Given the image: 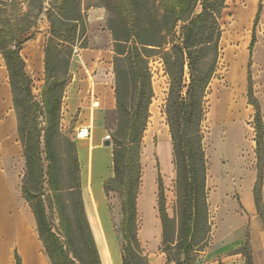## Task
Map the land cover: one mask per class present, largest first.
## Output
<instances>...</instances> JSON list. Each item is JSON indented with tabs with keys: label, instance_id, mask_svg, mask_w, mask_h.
I'll list each match as a JSON object with an SVG mask.
<instances>
[{
	"label": "trees",
	"instance_id": "obj_1",
	"mask_svg": "<svg viewBox=\"0 0 264 264\" xmlns=\"http://www.w3.org/2000/svg\"><path fill=\"white\" fill-rule=\"evenodd\" d=\"M56 1L58 3L47 11L51 26L44 47V84L39 101L32 92V79L25 71L21 53L23 43L33 36H25L34 25L23 23L28 20L29 10H15L13 22L0 21V52L9 73L17 135L25 159L22 190L32 206L38 236L51 264H102L84 205L76 143L61 131L62 104L71 79L75 36L79 25L82 26L81 36L86 34V24L79 0ZM198 5L201 10L196 12ZM224 7L225 0H176L162 14L171 20H158L156 16L144 20L146 14L142 10L131 11L138 20L122 17L108 20L114 39L117 115L115 127L110 132L114 174L105 182L104 188L107 194L115 190L122 197L123 264H149L138 238L137 197L141 183L143 137L154 96L150 62L156 56L161 59L168 76L164 112L172 138L180 202V223L175 231L172 229L173 219L167 213L165 185L159 171L158 209L163 225L164 250L175 248L177 251L172 260L176 264H185L197 245L195 237L201 226H205L206 232L210 230L208 167L202 123L206 94L220 55V17ZM42 11L40 5L35 19ZM61 31L68 34L63 37ZM255 43L256 38L252 36L248 63L250 95V66ZM86 46L82 44L80 47ZM252 104L256 108L254 119L259 164L254 196L258 210L263 212L264 125L259 105L255 101ZM54 209L62 232L53 229ZM77 234L85 241L86 258L73 247V236ZM246 255L251 263V255ZM15 264H22L17 251Z\"/></svg>",
	"mask_w": 264,
	"mask_h": 264
},
{
	"label": "rangeland",
	"instance_id": "obj_2",
	"mask_svg": "<svg viewBox=\"0 0 264 264\" xmlns=\"http://www.w3.org/2000/svg\"><path fill=\"white\" fill-rule=\"evenodd\" d=\"M175 1L79 0L80 12L86 24V34L81 36L82 26L79 25L75 36L74 54L78 48H81L82 44L100 47L111 45L113 57L111 61H107V65L110 63L113 67L114 39L112 31L108 27V20H118L121 17L125 20H134L136 15L131 14L132 10H142V13L146 14L144 18L142 17L144 20L155 19V16L158 20H171L169 17H163L162 14ZM55 3L57 4L58 1L0 0L1 22H13L15 10L21 12L29 10L28 20H24L23 23L24 25L34 23L25 35L33 34V36L23 43L21 53L26 64L25 71L32 79L31 88L37 101L40 100V93L44 84V62L42 59L34 60L32 68L29 65L28 53L32 55L40 50V42L36 40H41L42 46L45 44L43 39L45 35L47 39L51 26L47 11ZM40 5L43 6V11L35 19ZM247 7H250L248 15H246L248 18L245 19L246 22H242V14ZM200 10L201 5H198L196 12ZM90 20L92 21L90 22ZM100 20H103V23ZM136 20L138 19L136 18ZM220 24L222 29L220 55L216 72L206 94V112L202 123L203 146L208 167L207 190L210 230L206 232L205 226H201L195 237L197 245L191 251L185 264H209L211 261H215V264H254V248L257 250L256 255L259 263L264 264V238L259 237L256 233L260 229L264 230V211L258 210L257 206L256 209L250 211L244 203L243 192L238 187H234L226 194V200L223 204L228 203L231 208L225 213L222 212V206L215 197L217 190H219V194H223L234 186L235 181L238 179L248 177L250 182L253 183L258 175L257 127L254 119L256 108L252 102L255 101L259 105L264 125V0H225ZM241 24L245 26L243 34L239 31ZM178 29H180V25ZM8 31L11 32L10 29ZM61 34L64 37L68 33L61 31ZM90 34L91 36L95 34V39L93 36L90 39ZM252 36H255L256 43L252 50L250 66L252 78V94L250 95L248 92V63ZM31 41L35 42L30 44ZM27 46L28 48H26ZM0 60L7 67L1 52ZM150 66L155 92L150 106L151 117L149 118L150 124L147 134L160 120L159 108L166 118L164 105L169 87L168 76L165 74L161 59L158 56L152 58ZM238 67H240V71L237 78L235 69ZM0 96L6 100L4 106H7L10 94L6 87H0ZM222 101H224L223 107L226 115L229 114L231 117L224 116V114L219 115L218 109ZM12 109L15 113L14 103ZM228 122H232V128L226 127ZM61 131L72 138L71 127L65 126L62 118ZM221 131L226 132L223 135L224 137L220 136ZM228 132L230 133L228 134ZM231 132H234L236 136L232 135ZM239 132L241 137H239ZM230 136L231 138H229ZM226 143L227 145H225ZM63 148L66 150V146ZM111 148L110 145L105 144V141H102V144L94 150L93 192L102 213L109 204L105 198L103 184L100 179L111 173ZM42 156L47 165L46 154L43 153ZM66 162L64 163L66 164ZM24 173L25 159L17 135L14 114L11 112L7 117L6 112L2 111L0 112V264H15V251L21 256L22 264H51L38 236L32 206L23 194ZM215 186L217 187L215 188ZM45 187L48 188V185L46 184ZM165 195L167 213L173 219L172 229L176 231L180 223V202L177 195L176 176L170 184L165 185ZM108 198L113 211L122 202L121 195L115 190L108 194ZM53 229L55 232H62L59 216L55 209ZM61 239L65 241L64 237H61ZM73 247L85 258L87 257L88 251L85 241L81 239L79 234L73 236ZM141 247L144 254L147 255L149 264H152L149 255L152 258L161 255L166 259L167 264H176L172 257L177 250L171 247L164 250L162 240H160L158 248L156 247L154 251L147 250L142 246V243ZM149 251L151 252L149 253ZM248 253L252 258L251 263L247 261L246 254ZM226 254L234 255L233 258L237 257V260L234 259L231 262V259L226 258ZM169 257H171L170 260H168ZM182 258L184 259V256ZM239 260L242 263H238Z\"/></svg>",
	"mask_w": 264,
	"mask_h": 264
},
{
	"label": "crops",
	"instance_id": "obj_3",
	"mask_svg": "<svg viewBox=\"0 0 264 264\" xmlns=\"http://www.w3.org/2000/svg\"><path fill=\"white\" fill-rule=\"evenodd\" d=\"M91 21L92 20H90V22ZM100 22L103 23V20H100ZM92 36L95 39V34H92ZM92 36L91 34L89 35L90 39ZM36 41L40 42V50L32 55L28 53L30 58L29 65L32 68L34 60L38 61L42 59L44 62L45 44L42 46L41 40ZM34 42L35 41H31L30 44ZM43 42L46 43V35L44 36ZM28 46L26 48H28ZM111 49V45L109 47L88 45L78 48L71 60V79L64 93L62 121L65 126L71 127L72 138L76 143L80 162L84 205L101 262L102 264H123V236L120 229L123 218L121 204L113 211L110 206L108 194L104 188L105 182L114 174L112 141L110 144L112 147V170L108 176L100 179V182L103 184L105 198L109 204L103 213L98 207V201L93 192L94 150L102 144V141L108 138L110 139V132L115 127L117 115L114 67H112L110 63L107 65V61H111L113 57ZM8 75L7 67H5L4 63L0 60V87H6L10 94L7 106H4L6 100L0 96V112L5 111L7 117L13 112L15 126H17L16 112L14 113L12 109L13 97L11 86L8 82ZM159 113L160 120L158 124L154 125L152 130L147 134L150 124L149 121L144 133L141 153V183L137 197L138 238L144 248L152 251H154L156 247L158 248L163 234V225L158 209V172L160 171L164 178V185L170 184L176 176L170 128L160 108ZM82 127L90 128V135L86 138H81L77 135L79 129ZM83 145H85V147H83ZM255 183L256 181L252 183L248 177H244L243 179L235 181L234 186L223 194H219V192L216 191L215 197L222 206V212L225 213L231 208L230 204H223V202L226 200V194L234 187H238L242 190L246 207L250 211L256 209L254 196ZM262 187L264 200V181ZM150 200L151 203L149 202ZM151 204L152 206H150ZM151 226L154 227V229L151 228ZM153 233H155V236ZM256 233L259 237L264 238V230L260 229ZM152 234L154 237H152ZM150 252L151 251H149V253ZM256 254L257 250L254 248V264H262L259 263ZM149 257L152 264L167 263L166 259L161 255L153 258L149 255ZM233 257L234 255L232 254H226V258L231 259V262L234 259L237 260V257ZM213 263L215 264V261H211L209 264ZM238 263H242V261L239 260Z\"/></svg>",
	"mask_w": 264,
	"mask_h": 264
},
{
	"label": "bare ground",
	"instance_id": "obj_4",
	"mask_svg": "<svg viewBox=\"0 0 264 264\" xmlns=\"http://www.w3.org/2000/svg\"><path fill=\"white\" fill-rule=\"evenodd\" d=\"M249 9H250V7H247L244 11H243V14H242V18H243V20H242V22H246V18H248V17H246V15H248V11H249ZM244 24H241V26H240V29H239V31H240V33L241 34H243L244 33ZM235 71H236V76H237V74L239 73V71H240V67H238V68H236L235 69ZM237 78H238V76H237ZM235 99V98H234ZM156 101V100H155ZM223 102L224 101H222L221 102V104H220V107H219V109H218V112H219V115H223L224 114V116L226 115V113H225V111H224V107H223ZM227 117H231L229 114L228 115H226ZM233 124H232V122H228L227 124H226V127L228 126V127H230V128H232L233 126H232ZM152 127V126H151ZM238 127V126H237ZM239 128V127H238ZM227 131H229V130H227ZM232 131H234V130H232ZM236 131V130H235ZM237 132V131H236ZM230 132H228V134H229ZM226 134V132H224V131H221L220 132V136H223V135H225ZM231 134L233 135L234 134V132H231ZM239 134V137H241L240 136V132L238 133ZM235 136H236V134H234ZM215 136H217V135H215ZM217 137H219V136H217ZM224 137V136H223ZM215 138V137H214ZM222 138V137H221ZM229 138H231V136L229 137ZM237 138V137H236ZM217 139V138H216ZM234 139V138H233ZM223 140V139H222ZM237 140H238V138H237ZM237 140H235V141H237ZM219 143H220V141L219 140H217ZM231 141V140H230ZM223 143V142H222ZM234 143V142H233ZM218 144V143H217ZM232 144V143H231ZM238 144H240L239 142H238ZM225 145H227V143L225 144ZM234 145V144H233ZM236 145V144H235ZM219 146V145H218ZM239 146H241V145H239ZM222 147V146H221ZM237 147H238V145H237ZM229 148V147H228ZM240 148V147H239ZM224 150V149H223ZM230 150V149H229ZM239 151V150H238ZM221 153V152H220ZM226 153V152H225ZM230 154V153H229ZM240 154V153H239ZM230 158V157H229ZM235 158H236V156H235ZM233 159H234V156H233ZM240 159V158H239ZM238 159V160H239ZM233 162H235V161H233ZM237 162V161H236ZM231 164V163H230ZM241 165V164H240ZM236 166V165H235ZM218 168H219V166H218ZM215 169V168H214ZM221 170V169H220ZM223 171V170H222ZM228 172V171H227ZM216 173V172H215ZM221 174V173H220ZM228 174V173H227ZM216 175V174H215ZM235 175V174H234ZM211 176V175H210ZM213 176V175H212ZM220 176V175H219ZM214 178V177H213ZM225 179V178H224ZM217 181V180H216ZM214 183V182H213ZM220 184V183H219ZM233 184V183H232ZM217 187V186H216ZM217 191H219V190H217ZM150 203H151V200L149 201ZM150 206H152V204L150 205ZM151 208V207H150ZM150 210H152V209H150ZM142 213H144V212H142ZM146 220V219H145ZM154 221V220H153ZM156 222V221H155ZM154 223V222H153ZM148 224H150V223H148ZM154 226V225H153ZM156 227V226H155ZM146 228V227H145ZM151 228H153L154 229V227H152L151 226ZM150 229V228H149ZM152 229V230H153ZM151 230V229H150ZM154 232V231H153ZM151 233V232H150ZM154 234V236H155V233H153ZM153 234H152V237H154L153 236Z\"/></svg>",
	"mask_w": 264,
	"mask_h": 264
},
{
	"label": "built area",
	"instance_id": "obj_5",
	"mask_svg": "<svg viewBox=\"0 0 264 264\" xmlns=\"http://www.w3.org/2000/svg\"><path fill=\"white\" fill-rule=\"evenodd\" d=\"M78 137L86 138L90 135V128L89 127H82L79 129L77 133Z\"/></svg>",
	"mask_w": 264,
	"mask_h": 264
},
{
	"label": "water",
	"instance_id": "obj_6",
	"mask_svg": "<svg viewBox=\"0 0 264 264\" xmlns=\"http://www.w3.org/2000/svg\"><path fill=\"white\" fill-rule=\"evenodd\" d=\"M105 144L106 145H110L111 144V140L108 138L107 140H105Z\"/></svg>",
	"mask_w": 264,
	"mask_h": 264
}]
</instances>
